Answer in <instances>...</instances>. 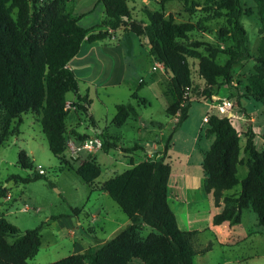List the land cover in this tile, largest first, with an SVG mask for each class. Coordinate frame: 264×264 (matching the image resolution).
<instances>
[{"label": "trees", "instance_id": "trees-1", "mask_svg": "<svg viewBox=\"0 0 264 264\" xmlns=\"http://www.w3.org/2000/svg\"><path fill=\"white\" fill-rule=\"evenodd\" d=\"M71 0H51L38 5V0H0V146L9 136H19L23 124L22 117L35 112L39 117L42 132L51 153L61 165L74 171L91 187L102 174V168L94 158L74 167L66 159L67 121L69 107L90 115L91 101L81 97L79 84L70 62L80 53L82 45L101 42L109 37V32L89 34V30L79 24V20L66 11ZM170 0H162L167 2ZM185 6L193 0H180ZM217 17L227 13L228 29L223 28L218 35L229 37L234 45L227 48L215 47L208 43L194 42L185 45L190 35L200 29L202 23H176L170 14L145 10L148 24L133 19L127 0H100L108 27L118 30L129 26L137 38L144 37L151 46L150 56L170 73L175 102L166 109L168 116H177V123L165 143L164 155L157 161L148 160L133 165L118 174L101 188L118 205L129 219V224L94 251L71 255L52 264H130L140 260L143 264H194L197 252L192 239L200 232L182 231L169 205L168 187L172 166L167 163L173 135L189 119L191 98L186 94L192 90V72L188 58L199 60V73L205 82L202 95L206 100L220 95L215 91L233 83V71L237 65L252 59L249 39L241 22L242 14H257L260 22L258 56L254 58L255 72L243 82L240 100L253 99L264 105V0H252L255 9L243 11L240 0H199ZM195 5V3H194ZM16 12V17H15ZM128 20H125V18ZM189 47H192L190 50ZM204 47L207 55L197 49ZM219 55L227 57L219 64ZM144 86L141 82L133 98L139 100L138 92ZM226 95L227 92L223 91ZM75 94L77 102L68 104L67 95ZM222 93V92H221ZM148 104L142 100V105ZM141 106V105H140ZM139 113L131 104L116 106L113 125L120 129L130 118ZM89 119L94 122L90 115ZM229 116L208 115L205 136L213 138L210 150L203 160L206 177L205 191L212 194L215 207L222 211L213 217V225L229 222L232 226L242 222L243 213L252 210L258 224L264 229V149L255 145L256 135L252 127L245 134L246 143L242 147V135L235 128ZM16 121V122H15ZM16 123L13 130V123ZM162 127L161 124H158ZM81 141L88 139L73 132ZM103 151L120 149L111 139L103 137ZM264 138V135H263ZM140 148L127 149L131 153ZM248 156L243 159L242 154ZM248 167L247 177L240 182L238 167ZM18 165L24 170H32L33 164L25 151L20 152ZM11 180L22 185L44 179L45 175L32 177L11 176ZM241 184V192L226 195ZM0 197L6 198L7 191L0 187ZM75 212L79 213V209ZM41 226L22 232L5 217L0 218V264H29L42 246ZM149 231L145 236L144 232ZM12 239V243L9 242Z\"/></svg>", "mask_w": 264, "mask_h": 264}, {"label": "rangeland", "instance_id": "rangeland-1", "mask_svg": "<svg viewBox=\"0 0 264 264\" xmlns=\"http://www.w3.org/2000/svg\"><path fill=\"white\" fill-rule=\"evenodd\" d=\"M38 1V5H45L51 0ZM127 1L133 19L143 21L145 24H148L145 10L162 11L166 16L171 14L179 24L201 22L200 29L193 32L188 41H184L185 45L194 42L208 43L220 48L234 45L229 37L221 38L218 35L223 28H229L227 13L222 12L221 16L217 17L199 0L191 1L188 6L180 0H170L165 3L162 0ZM240 1L243 11L255 9L252 0ZM66 11L77 18L82 27L90 31L88 36L99 32H109L108 39L104 41L94 44L84 43L83 53L78 54L69 64L78 80L81 97H87L91 101L89 113L94 118V122L89 119L90 115L69 107L65 156L74 167L80 166L89 157L94 158L101 166L102 174L92 187L85 183L74 171L61 165L51 153L37 114L30 112L22 117L20 135L9 136L0 146V187L7 191L6 198L0 197V218L5 217L23 233L42 227L41 249L37 256L29 261V264H52L71 255L92 252L96 249L95 240L92 238L94 230L97 236L104 240L115 227L127 220L124 212L104 192L100 200L113 223L101 230L102 223L91 220L92 217L86 206L91 189L101 187L100 185L133 165L161 159L164 155L165 143L177 123V116L171 117L166 114V109L176 100L171 76L150 56L149 42L144 37L137 38L133 35L129 26H123L118 30L110 29L100 0H71L66 5ZM14 15L16 17V12ZM241 22L248 34L252 59L235 67L232 86L227 88L228 85H224L223 80L219 81L223 87L216 88L215 91L222 90L220 95L215 98L212 96L210 100L205 99L202 95L205 82L199 73V60L188 58L193 83L192 90L186 94L192 102L190 118L173 135L172 149L169 150L166 160L177 172L182 168L190 170V174L195 178L192 181L195 188L199 185L198 179L204 177L203 156L196 140L203 132L202 146L205 150L207 143L204 132L207 124L204 118L210 110L211 103L214 104L216 100L224 98L234 102L233 114L236 118L232 122L243 137L242 147L245 146L244 136L249 129L248 118L255 117L256 122L253 124L251 121L256 133L255 145L259 151L264 145V105L246 98L240 100V106L237 104V100L242 96L240 94H243V82L255 72L254 58L258 56L260 41L258 15L246 16L243 12ZM189 49L191 50L192 47ZM197 51L207 55L204 47ZM226 60L227 57L223 55L217 58L219 64H224ZM141 82H144V86L138 92L139 100L137 101L133 96ZM142 100H146L148 104L143 106ZM67 101L69 105L75 104L77 102L75 94L69 93ZM120 104L133 105L139 116L130 118L123 127L118 129L112 121L116 114V106ZM214 110L211 111L218 114ZM15 122L11 127L12 130ZM96 128L101 129L103 137L111 139L110 142L116 143L120 149L103 151L100 146L92 152L80 151L78 157H73L68 148L70 142H73L76 147H81L90 140H97L102 144L103 138L96 132ZM161 129L165 130L161 131ZM73 132L87 136L88 139L81 141ZM135 148L140 149L126 153L127 149ZM22 151H25L32 161V170H24L18 165L19 154ZM242 157L246 160L244 153ZM40 169L45 171L46 180L41 179L22 185L10 179L14 175L21 177L38 175ZM247 175L246 164L239 166L240 182ZM240 192L241 184L228 193L231 195ZM189 199L200 203L199 219L193 223L192 227L202 228L199 229L201 233L192 239V246L197 252L194 264H264V229L259 226L257 216L252 210L245 211L241 224L233 226L231 231L229 225L223 229L213 230L210 216L215 211L213 196L204 189L200 191L193 189L190 191ZM76 209H79V213L75 212ZM79 225L82 230L79 229ZM232 232L235 233L233 236L237 235L241 237V240L248 238L249 232H256V235L237 245H232L235 239L230 238ZM148 233L149 231L145 230L144 235ZM130 264L143 263L140 260H134Z\"/></svg>", "mask_w": 264, "mask_h": 264}, {"label": "crops", "instance_id": "crops-1", "mask_svg": "<svg viewBox=\"0 0 264 264\" xmlns=\"http://www.w3.org/2000/svg\"><path fill=\"white\" fill-rule=\"evenodd\" d=\"M84 48H85V46L83 44L82 45V49L80 51L81 54L83 53ZM215 96H217V95H215ZM215 96L213 98H215ZM211 104H213V103H211ZM211 104H210V106H211ZM211 110L212 111L214 110L212 108V106L210 107V110L208 111V114L204 118V121H206V123H207L208 115L215 114ZM214 111H216V110H214ZM215 115L221 117L219 114H215ZM229 118L234 120V117H232L231 115L229 116ZM249 118H248L249 127L252 126L253 132L255 133L253 124L256 122V118L255 117H249ZM251 121H253V124H251ZM95 130H96V132L98 134L102 133V130L99 129V128H96ZM163 130H165V129H161V131H163ZM202 133L203 132L200 133V135L198 136V139L196 141H197V146L200 149V153L203 156L202 158L204 160L207 152L211 148V145H212V142H213V138H211V139L206 138L205 141H206L207 145H206V149L204 150L203 148H205V147L202 146V141H203V139H202L203 137L201 135ZM204 134H205V132H204ZM255 135H256V133H255ZM171 149H172V145H171L170 150ZM263 149H264V145H263V148L261 150H263ZM168 154H169V152H168ZM247 158H248V156L246 155V159ZM190 172H191L190 170H185V168H182L181 170H178V172H177V170H175L172 167V174H171V177H170V180H169V187H168V200H169V205H170L171 209L173 210V212L176 215L179 228L182 231H185V232L197 231V232L201 233V230H199V229H202V228L192 227V226H194L193 223H196L198 221V219H199L198 217H199V212H200V203H199V201H190L189 196H190V191L193 190V189H198L199 191H200V189H204L205 190L206 177H205V174H204L203 178L200 177L198 179L199 180V185H197V187L195 188L194 184L192 183V181L195 180V178L192 177V174H190ZM203 173H204V171H203ZM201 183H202V186H200ZM100 186H102V185H100ZM228 192H226V195H230ZM90 193L91 194L89 195L87 203H86V206H87V208L89 210L88 213L92 217V218L91 217L90 218L95 223H102L103 226L101 225L102 226V227H100L101 230L103 228L106 229L108 224H112L113 223L112 222L113 220L110 217L109 213L104 209L105 207L103 206L102 201L100 200V197H102L104 195V191L102 190L101 187H99L97 189H91ZM222 209H223V206L219 207V208L215 207V211L210 214V216L212 218V225H213V217L216 214H219L222 211ZM181 218H183V220ZM128 224H129V219L127 218V220H124L120 225L115 227V229L113 231H111L110 235H108L107 238L104 239V240H101L97 236V233L94 230V232L92 234V238L95 240V242H94L95 248H97L99 245H101L102 243L107 241L109 238H111L117 232L122 230ZM227 225H229L228 227H230L229 229L231 231V228L233 226L229 222H226V223H224V224H222L220 226H214L213 225L212 229L213 230H215V229L218 230L219 228L223 229V227H226ZM79 229L82 230L81 226L79 227ZM208 230H210V228H208ZM233 234H235V233H233V232L230 233V235H231L230 238L231 237L235 238L233 240V244L232 245H237L240 242H242V241H244L246 239H249L251 236L256 235V232H254V233L249 232L248 236H247L248 238L243 239V240H241V237H239L237 235L233 236ZM9 242L12 243V240L9 241Z\"/></svg>", "mask_w": 264, "mask_h": 264}, {"label": "built area", "instance_id": "built-area-1", "mask_svg": "<svg viewBox=\"0 0 264 264\" xmlns=\"http://www.w3.org/2000/svg\"><path fill=\"white\" fill-rule=\"evenodd\" d=\"M211 106L213 107V109H215L218 112V114L221 117L231 115L232 117L236 118L235 115L233 114L234 102L229 100L228 98L216 100V102ZM100 146L101 144L97 140L87 141L81 147H76V145L73 142L68 143V148L70 149L73 157H78L80 151L88 150L89 152H92L93 150L99 148ZM38 172L41 175L45 174V171L42 169H40Z\"/></svg>", "mask_w": 264, "mask_h": 264}, {"label": "water", "instance_id": "water-1", "mask_svg": "<svg viewBox=\"0 0 264 264\" xmlns=\"http://www.w3.org/2000/svg\"><path fill=\"white\" fill-rule=\"evenodd\" d=\"M125 20H128V18L126 17ZM147 42H149L148 39H147ZM150 48H151V46H150ZM170 76H171V78H173V73H170ZM230 118H231V117H230Z\"/></svg>", "mask_w": 264, "mask_h": 264}]
</instances>
